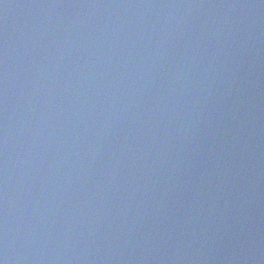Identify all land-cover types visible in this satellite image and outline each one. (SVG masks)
<instances>
[{
	"label": "water",
	"instance_id": "obj_1",
	"mask_svg": "<svg viewBox=\"0 0 264 264\" xmlns=\"http://www.w3.org/2000/svg\"><path fill=\"white\" fill-rule=\"evenodd\" d=\"M0 264H264V0H0Z\"/></svg>",
	"mask_w": 264,
	"mask_h": 264
}]
</instances>
